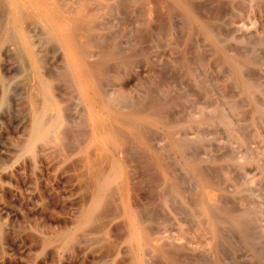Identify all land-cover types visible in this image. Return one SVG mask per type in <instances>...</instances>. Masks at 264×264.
<instances>
[{
	"label": "rangeland",
	"instance_id": "1",
	"mask_svg": "<svg viewBox=\"0 0 264 264\" xmlns=\"http://www.w3.org/2000/svg\"><path fill=\"white\" fill-rule=\"evenodd\" d=\"M73 1L63 0V3L73 9L82 3L81 0L80 2L76 0L78 2L75 7ZM117 1L91 0L90 11L97 14L91 34L94 37L98 38L100 35L103 38H96L97 43L95 39L96 44L91 45L89 50L93 55H90L89 60L97 66H104V68L100 67L99 80L101 85L106 83L102 85V88L106 94L108 93L107 95H111L110 98L117 102L118 91L125 90L130 93V104H134L133 107L143 110L145 114L157 112L160 117L164 111L162 117L166 118L165 121L170 125L155 123L150 117L141 116L140 125L142 124L149 143L151 146L156 145L151 149L149 143L134 137L124 124L114 117H109L129 136L130 140L126 145L128 149L125 147L126 150H124L126 154L116 153L124 171L122 189L120 192H113V197L110 194L108 198L111 197V200L108 198L106 200L108 202L113 200L114 202L109 203V207L112 206L115 209L117 205L115 210L119 212L117 211L116 216H110L115 210L111 207L110 213L109 208L103 210L105 206L101 205L100 207H104L102 210L99 207L98 210L103 213L97 212L102 216L101 218L97 216L101 219V223L96 222L100 221L96 217L94 222L88 223L89 225L95 223L91 226L81 225L83 212L80 208L86 203L83 207L84 211L92 199L93 189L95 190L92 184L93 177L90 178L91 171L86 166L85 158L75 157L83 154L82 148L86 146L93 129L86 100L78 99L76 90L75 96L71 94V87L65 84L60 76H44L54 78L53 81L59 78L56 80L58 84H55L57 88L53 89L55 93L51 90L50 94L52 98L56 97L63 100V104L70 105V117L67 121L70 125L68 123L65 125L68 124V127L72 128L73 133H71L74 136L72 137L69 131L68 137L74 139L70 141V138H67V140L72 144L76 142L75 145L78 146L73 144L74 150L72 148L69 150L68 148L72 145L70 143V146H67L68 143L66 145L61 143L64 144L62 146L52 142L54 145L53 147L51 143L52 148H55V145L60 146L54 150L60 153H54L56 156L53 154L50 143H48L50 148L47 143L38 144L34 155L22 151L30 132L32 117L30 98L33 95L41 99L39 97H42V90L36 76H33L30 59L27 55H24L25 58L19 55L18 41L14 39L9 41L10 44L2 43L3 28L8 18V6L5 2L0 3V10L4 13L0 14L3 16L2 19L0 17V29L3 30V32L0 31V188L2 189L0 191V264H120V262L121 264H130V262H134L133 264H264V0H186L191 6L190 10L185 9L177 0ZM98 4H101L100 6L103 4L104 7H99ZM123 4L126 5L125 8ZM39 28L41 26H36L34 27L36 30H33L36 39L35 47L44 49L42 50V53L45 52L42 54L43 67L52 68L49 72L45 71L48 70L47 67L43 68V71L47 72L44 74L61 71L64 68L66 70L68 63L63 49L45 41L44 29ZM104 33L109 36L107 42L106 39L102 40L107 38ZM103 42L108 45L103 47ZM13 44L16 45L15 48L18 46L16 51ZM101 47L103 50H100ZM22 59L28 64L26 65ZM29 73L31 77L28 78ZM27 84L30 85H28L29 88ZM65 90H68V93L64 92ZM59 91L61 93H58ZM91 95L95 96L93 93ZM133 97L135 101L137 100L136 102L132 100ZM73 98L75 103L72 102ZM96 109L100 114L107 113V109L100 103ZM79 117H83V121ZM84 119H87V124ZM83 125L87 129L82 128ZM78 126L84 131L81 129V132ZM79 131L81 134L84 133L86 138ZM77 134L85 138L84 142H80L82 137L77 139ZM105 147L107 152L114 153L112 149H109L111 146ZM162 150L163 153H167L162 155L167 156L165 158L162 156L161 161H158L157 154H161ZM73 158L74 161L71 160ZM76 158L81 160L79 162L77 159L79 167L75 161ZM126 159L129 161L127 162ZM72 162L74 165L76 163L75 167ZM149 165L153 168L148 167ZM82 169L86 173L81 171L80 174L79 170ZM62 173L63 175H60ZM85 174L88 178H84ZM171 174L173 177H170ZM84 180H87V185ZM88 183L89 188H87ZM164 189L166 192L169 191L167 193L170 195L165 193ZM134 194L135 197H133ZM171 195L174 197L173 202L169 200ZM104 204L107 205V202ZM139 204L144 210L139 207ZM149 204L153 205L150 207ZM228 204L232 206L230 205L229 208ZM132 205L136 206L141 213L143 212V215L144 211L149 213V217L146 213L143 216L144 223L148 229H156V231L149 230L153 238L149 239L140 251L132 249L131 246L135 244L130 245L132 242L128 240L127 211ZM150 212L153 216L155 215V218H151L153 216ZM106 213L109 214V218L104 217L108 215ZM203 216L206 218L204 219ZM203 222L205 226L208 225L206 228L202 227ZM96 223L100 224H97L98 228L102 226L100 231L96 228L97 232ZM68 232L74 233L75 237L66 241L64 236H67ZM85 232L91 233L89 234L91 238L89 236L86 239ZM97 235L102 236V238L99 237L100 241ZM106 241L107 243L112 241V243L106 244ZM110 245H114V249L111 250ZM122 251L124 254L129 253L125 255L126 258L130 256L128 260L122 255ZM106 257L109 260L106 259V261L104 259Z\"/></svg>",
	"mask_w": 264,
	"mask_h": 264
},
{
	"label": "bare ground",
	"instance_id": "2",
	"mask_svg": "<svg viewBox=\"0 0 264 264\" xmlns=\"http://www.w3.org/2000/svg\"><path fill=\"white\" fill-rule=\"evenodd\" d=\"M73 1V0H72ZM82 1V3L77 7V8H75V9H73V8H71L70 6H68V5H65L64 3H63V0H0V3H2V2H5L6 4H7V6H8V18H7V20H6V22H5V24H4V28H3V30H4V32H3V30L1 31V29H0V31L1 32H3V35H2V43H5V42H8L9 44L11 43V42H9V41H11V40H14V39H16L17 41H18V43L19 44H17V43H15V44H17L18 46H20L19 47V55H20V57H24V55H27L28 56V58L30 59V61H31V65H32V68H33V76H36V79H37V81H38V85H39V87L41 88V90H42V97H39V98H41V99H37L35 96H31V98H30V104H31V107H32V117H31V123H30V132H29V138H28V141L24 144V147H23V150L22 151H24L25 153H30V154H32V155H34L35 154V152L37 151V147H38V144H40L41 145V143H44V144H46L47 143V145H48V148H52V145H53V143H57V144H60V145H62L61 143H65V145L68 143V145L67 146H70V144H72V143H70V141H73V140H71V139H74V138H71V137H68V136H74V134L72 135V131H71V127L69 128L68 127V124H69V122H67L68 121V117H70L69 115V110H70V105H67V104H63L62 103V101L63 100H61V99H57L56 97H51V94H50V91L51 90H53L55 87H56V85L58 84V81H56V80H58L59 78H57L55 81L57 82H55V81H53V79L54 78H49V77H44V76H60V78H62V81H64L65 82V84H67L68 86H70L71 87V94H76V92H78L77 93V95H78V99H82V98H85V100H86V106H87V109H88V114H89V116H90V120L93 122V129H92V131H91V133L89 134V137H88V141H87V143H86V146L85 147H83L82 148V146H81V148H82V153L83 154H81V155H78V156H75V157H79V158H81V157H83V158H85V163H86V166H87V168L91 171V173H89L90 175H91V177H90V175H89V177L92 179V177H93V183L92 184H94V187H95V190L93 189V191H94V194H93V196H92V199H91V201H90V203H89V205H88V207L83 211V207L85 206V201H84V206L82 207V208H80L81 210H82V212H83V214H82V221H81V225H86V224H90L91 222H94L95 221V219H96V217L97 216H100L97 212H101V213H103L102 211H99L98 209H99V207L101 206V205H104V206H102V207H100L101 209L100 210H102V208H103V210H107L108 208H109V211L110 210H112V209H114V207H112V209H111V207H109L110 206V202H114L113 200L112 201H110V202H108V201H106V200H111L112 198L111 197H113V192H116L117 193V191L118 192H120L121 191V189H122V184H123V176H124V171H123V166H122V163H121V160L116 156V153L117 152H120V153H125L126 151H124V150H126V149H128L127 148V146L126 145H128L129 144V142H130V140H129V136H127L126 134H125V132L120 128V127H118V126H116L114 123H113V121H111L110 120V118L109 117H114L118 122H120V123H122V124H124L129 130H130V132H131V134L134 136V137H136V138H138V139H141V140H143V141H145L146 143H149V138H148V136H147V134L145 133V131H144V129H143V127L140 125V118H141V116H147V117H150L151 118V121H153V122H155V123H160V124H164V125H170L169 123H167V121H165V119L166 118H163L162 116H164L163 114H164V111H163V114H162V112H161V117L163 118H161L160 117V115L157 113V112H151V113H149V114H145V112H143V110H139V109H136V107H133V105L134 104H130L131 102H130V97H129V94L130 93H128V92H126L125 90H121V91H118L119 93H118V95L116 96V101L117 102H115V99H113V98H110L109 96H111V95H107L106 94V92L104 91V89L102 88V85L104 84L103 82V84L101 85V83H100V80H99V72L101 71L100 70V67L101 66H97V65H95V64H93V63H91L90 62V60H89V58H90V47H91V45L93 44V45H95L96 43H97V39L100 37V35L98 36L97 34H95L96 36H98V38L97 37H94V35L93 34H91L92 32H93V30H94V19H96V17H97V14L96 13H94V12H91L90 11V4L92 3L91 2V0H81ZM117 1V0H116ZM132 1V0H131ZM177 1H179L181 4H182V6L185 8V9H187V10H190L191 9V6L188 4V2L186 1V0H177ZM258 1V0H257ZM66 2V1H65ZM74 2V6L76 7V3L78 2H76V0H74L73 1ZM79 2H80V0H79ZM117 2H119V1H117ZM4 3V4H5ZM194 3V2H193ZM254 3V2H253ZM70 4V3H69ZM112 4H113V2H112ZM120 4L122 5V3L120 2ZM128 4H129V2H128ZM160 4V3H159ZM195 4V3H194ZM96 5V4H95ZM94 5V6H95ZM99 5V4H98ZM101 5V4H100ZM99 5V7H104L103 6V4H102V6H100ZM116 5V4H115ZM119 5V4H118ZM130 5V4H129ZM71 6H73L72 4H71ZM93 6V5H92ZM91 6V7H92ZM109 6H111V5H109ZM114 6V5H113ZM113 6H112V8H113ZM120 6V5H119ZM118 6V7H119ZM124 6H126V5H124L123 4V8H125ZM157 6H158V4L156 5V8H157ZM96 7V6H95ZM95 7H94V9H95ZM108 7V6H107ZM106 7V8H107ZM121 7V6H120ZM155 7V6H154ZM7 8V7H6ZM93 8V7H92ZM88 9H89V11H88ZM94 9H91V10H94ZM120 9V8H119ZM119 9H118V11H119ZM95 10H98V8L97 9H95ZM137 10V9H136ZM155 10H158V9H155ZM159 10H161V9H159ZM206 10V9H205ZM215 11V10H214ZM217 11V10H216ZM0 14H4V13H2L1 12V10H0ZM142 14V13H141ZM162 14V13H161ZM174 14V13H173ZM124 15V14H123ZM140 15V14H139ZM99 16H101V15H99ZM122 16V15H121ZM154 16V15H153ZM1 17V19H2V15L0 16ZM166 17V16H165ZM0 19V20H1ZM122 20V19H121ZM146 20V19H145ZM144 20V21H145ZM201 20V19H200ZM4 21V20H3ZM2 21V22H3ZM98 21H100V20H98ZM98 21H96V22H98ZM129 21V20H128ZM127 21V22H128ZM2 22H1V25H2ZM130 22V21H129ZM99 23V22H98ZM106 23V22H105ZM109 24V23H108ZM36 26H38V27H40L41 26V28H39V29H44V34H43V32H42V34H43V37H44V40H45V38H46V40L45 41H47L48 43H51L53 46L54 45H56V47L58 48V46L60 47V48H62L63 49V51H64V53H65V55H66V57H67V63H68V66H67V69L65 70V68L64 69H62L61 71H55V72H53V73H49V74H47V75H45L47 72H49L50 71V69H52V68H50V69H48V67L47 66H45V67H43V64H44V57H43V55L42 54H44L45 52H43L42 53V50H44V49H37L36 47H35V44H36V39L34 38V34H33V30H34V27H36ZM97 26H99V25H97ZM107 26V25H106ZM112 26V25H111ZM143 29H145V28H143ZM208 29V28H207ZM36 30V29H35ZM34 30V31H35ZM119 30V29H118ZM109 31V30H108ZM113 31V30H112ZM117 31V30H116ZM115 31V34L117 33ZM37 32V31H36ZM39 32V31H38ZM41 32V31H40ZM111 32V31H110ZM35 33V32H34ZM99 33V32H98ZM101 33V32H100ZM113 33V32H112ZM134 33H136V32H134ZM143 33H145V32H143ZM174 33V32H173ZM41 34V33H40ZM105 34V33H104ZM114 34V33H113ZM36 35V34H35ZM38 35V34H37ZM139 35V34H138ZM1 36V35H0ZM105 36H107V34H105ZM111 36V35H110ZM109 36H107V38H104V39H102L103 41H105V39H106V42H107V39H109L108 38ZM145 37V36H144ZM97 38V39H96ZM100 38H103L102 36L100 37ZM99 38V39H100ZM112 38V37H111ZM141 38V37H140ZM95 39H96V41H95ZM43 40V38L41 39V41ZM43 40V41H44ZM140 40V39H139ZM42 41V42H43ZM94 41L96 42V43H94ZM111 42H112V40H110ZM16 42V41H15ZM100 43H102L101 42V40H100ZM99 43V44H100ZM104 44V46L103 47H106L108 44H106L105 42H103ZM109 43V42H108ZM38 44H39V42H38ZM41 44V43H40ZM50 44V46L53 48V46ZM106 44V45H105ZM118 44V43H117ZM5 45V44H4ZM45 45V44H44ZM101 45V44H100ZM100 45H99V47H100ZM119 45V44H118ZM117 45V46H118ZM9 45H7V47H8ZM15 46L16 45H14L13 44V47L15 48ZM17 46V47H18ZM39 46V45H38ZM42 46H43V43H42ZM46 46V45H45ZM116 46V47H117ZM10 47V46H9ZM8 47V48H9ZM17 47L15 48V51L17 50ZM41 47V46H40ZM44 47V46H43ZM103 47H101V49L100 50H103L102 48ZM115 47V48H116ZM119 47V46H118ZM175 47V46H174ZM7 48V49H8ZM55 48V47H54ZM57 48H55V49H57ZM120 48V47H119ZM122 48H123V46H122ZM9 49H11V48H9ZM55 49L53 50V51H55ZM12 50V49H11ZM40 50H41V52H40ZM52 50V49H51ZM122 50V49H121ZM6 51V50H5ZM5 51H4V53H5ZM9 51V50H8ZM91 51H93V49L91 50ZM13 52V51H12ZM18 52V51H17ZM16 52V53H17ZM47 52H49V51H47ZM61 52V51H60ZM59 52V53H60ZM115 52H116V50H115ZM62 53V52H61ZM51 55V54H50ZM63 55V54H62ZM93 55V54H92ZM91 55V56H92ZM61 56V55H60ZM59 56V57H60ZM17 57V56H16ZM201 57H202V55H201ZM25 58V57H24ZM23 58V59H24ZM50 57H48V59H49ZM53 58V57H52ZM219 58V57H218ZM19 59H21V58H19ZM23 59H22V61H23ZM47 59V60H48ZM57 59V58H56ZM60 59V58H59ZM65 59V58H64ZM63 59V60H64ZM201 59V58H200ZM205 59V58H204ZM26 60V59H25ZM51 60V59H50ZM132 60V59H131ZM130 60V61H131ZM20 61V60H19ZM203 61V60H202ZM221 61V60H220ZM18 62V61H17ZM24 63H26L25 61H23ZM53 62V61H52ZM48 63V62H47ZM55 63V62H54ZM125 63H126V61H125ZM134 63V62H133ZM241 63V62H240ZM18 64V63H17ZM28 63H26V65H27ZM52 64V63H51ZM57 64V63H56ZM5 65V64H4ZM30 65V64H29ZM28 65V66H29ZM61 65V64H60ZM60 65H57V66H60ZM108 65H109V63H108ZM111 65V64H110ZM120 65H122L121 63H120ZM53 66V65H52ZM62 66H64L63 64H62ZM131 66V65H130ZM26 67V66H25ZM46 67H47V69L48 70H45V71H47V72H45V71H43V68H45L46 69ZM51 67V66H50ZM101 68H104V66L103 67H101ZM108 68V67H107ZM106 68V69H107ZM111 68H112V66H111ZM235 68V67H234ZM25 69H27V67L25 68ZM105 69V70H106ZM115 69V68H114ZM21 70V69H20ZM112 70V69H111ZM237 70V69H236ZM54 71V70H53ZM102 71L104 72V70L102 69ZM108 71V70H107ZM110 71V70H109ZM27 72V71H26ZM44 72H45V74H44ZM106 72V71H105ZM102 74V73H101ZM23 75V74H22ZM28 76V78L29 77H31L30 76V73H29V75H27ZM63 76H65V77H63ZM237 76H238V74H237ZM25 77V76H24ZM28 78H25V79H28ZM35 78V77H34ZM252 78V77H251ZM9 80V79H8ZM257 80V79H256ZM60 81V80H59ZM62 81H60V82H62ZM102 81V80H101ZM255 81V80H254ZM55 82V83H54ZM34 83H36V81L34 82ZM23 84H24V82H23ZM56 84V85H55ZM60 84H62V83H60ZM59 84V85H60ZM64 84V83H63ZM106 84V83H105ZM104 84V85H105ZM233 84V83H232ZM25 85V84H24ZM28 85L29 84H27V88H29L28 87ZM37 85V84H36ZM30 86V85H29ZM6 87V86H5ZM4 87V88H5ZM3 88V89H4ZM31 88V87H30ZM37 88V87H36ZM35 88V89H36ZM57 88V87H56ZM67 88V87H66ZM12 89V88H11ZM58 89H60V88H58ZM64 89H65V87H64ZM32 90H34V89H32ZM39 90V89H38ZM75 90H76V92H75ZM110 90V89H109ZM108 90V91H109ZM250 90V89H249ZM62 91V90H61ZM68 91V90H67ZM66 90L64 91V92H67ZM53 92H54V90H53ZM63 92V93H64ZM55 93V92H54ZM57 93V92H56ZM58 93H61L60 91L58 92ZM68 93V92H67ZM67 93H65V94H67ZM91 93H93V94H95V98L94 97H92V95H91ZM33 94V93H32ZM36 94H38V92H36ZM111 94V93H110ZM232 94V93H231ZM235 94V93H234ZM5 95V94H4ZM39 95V94H38ZM114 95V94H113ZM3 96V95H2ZM75 96V95H74ZM60 97V96H59ZM67 97V96H66ZM114 97V96H113ZM5 98V97H4ZM68 98V97H67ZM67 98H65V100L67 99ZM135 97H133V99L132 100H134V102H136L135 101V99H134ZM25 99V98H24ZM63 99H64V97H63ZM0 100H1V98H0ZM3 100V99H2ZM74 100V98L72 99V102H74L75 103V101H73ZM75 100H77V99H75ZM258 100V99H257ZM5 101V100H4ZM26 101V100H25ZM71 101V100H70ZM198 101V100H197ZM14 102V101H13ZM22 102V101H21ZM205 102H206V100H205ZM261 102V101H260ZM4 103V102H3ZM77 103V102H76ZM98 103H100V104H102L106 109H107V113L104 115V114H100V113H98V110L96 109V106L98 105ZM243 103V102H242ZM245 103H248V102H245ZM1 104V103H0ZM70 104V103H69ZM238 104V103H237ZM25 105V104H24ZM80 106V105H79ZM239 106V105H238ZM84 107V106H83ZM245 107V106H244ZM85 108V107H84ZM140 109H142V108H140ZM249 109V108H248ZM247 109V110H248ZM84 111H86V110H84ZM31 114V113H30ZM77 115V114H76ZM86 115V114H85ZM84 115V116H85ZM170 115V114H169ZM87 116V115H86ZM86 116L84 117V118H86ZM247 116V115H246ZM170 117H171V115H170ZM81 118V120H82V118L83 117H79V119ZM248 118V117H247ZM246 118V119H247ZM79 119H78V122H79ZM83 121V120H82ZM84 121L86 122V124H87V119L85 120L84 119ZM81 122V121H80ZM258 122V121H257ZM66 123H68L67 124V126L65 125ZM28 124V123H27ZM146 124V123H145ZM70 125V124H69ZM89 125V124H88ZM87 125V126H88ZM258 125V124H257ZM232 126V125H231ZM260 126V125H259ZM27 127V126H26ZM85 127V128H84ZM90 127V126H89ZM146 127V126H145ZM236 127V126H235ZM234 127V128H235ZM78 128H79V126H78ZM78 128H75L76 130L78 129ZM82 128H84V129H87V127L85 126V125H83L82 126ZM81 128V129H82ZM124 128V127H123ZM148 128V127H147ZM81 129L79 128V130L81 131ZM181 129V128H180ZM26 131H27V128L25 129ZM83 130V129H82ZM149 130H150V128H149ZM178 130V129H177ZM69 131H70V133H69ZM74 131V130H73ZM79 131V132H80ZM84 131V130H83ZM170 131V130H169ZM172 131V130H171ZM76 132V131H75ZM74 132V133H75ZM78 132V133H79ZM82 132V131H81ZM81 132H80V134H81ZM147 132V131H146ZM175 132H176V130H175ZM70 135H69V134ZM77 133V132H76ZM75 133V134H76ZM156 133V132H155ZM24 134V133H23ZM27 134V133H26ZM78 135V134H77ZM82 136L84 135V133H82L81 134ZM24 136V135H23ZM81 136V137H82ZM177 136V135H176ZM78 137V138H77ZM76 138L77 139H80L81 137H80V135H78ZM80 137V138H79ZM84 137L86 138V135H84ZM21 138V140H22V137H20ZM19 138V139H20ZM24 138V137H23ZM67 138H70V141H68L67 140ZM84 138V139H85ZM18 139V140H19ZM26 139V138H25ZM84 139H83V137L80 139V142L82 141V142H84ZM132 140V139H131ZM20 141V140H19ZM19 141H17L16 140V142H19ZM25 141V140H24ZM21 142V141H20ZM53 142V143H52ZM74 142H75V140H74ZM80 142H78L77 141V143H80ZM81 142V143H82ZM166 143H167V141H165ZM48 143H50V147H49V144ZM51 143H52V145H51ZM70 143V144H69ZM76 143V142H75ZM75 143H73L74 145H75ZM13 144H14V142H13ZM17 144V143H16ZM73 144L70 146V148H68L69 150L72 148L73 150H74V147L75 146H78V145H75V146H73ZM150 144V143H149ZM153 144H154V142H153ZM18 145V144H17ZM39 145V146H40ZM64 145V144H63ZM62 145V146H63ZM106 145H109V146H111V148H109V149H112L113 151H114V153L113 152H107L106 151ZM15 146V145H14ZM43 146V145H42ZM56 147V149H57V147H59L60 148V146L58 145H55ZM134 146V145H133ZM149 146H151V144L149 145ZM154 147L156 146V145H153ZM153 146H151V149L152 148H154ZM18 147V146H17ZM53 147H54V145H53ZM125 147H126V149H125ZM137 147V149H138V146H136ZM135 147V148H136ZM180 147V146H179ZM41 148V147H40ZM55 148H52L53 149V154L54 153H59L58 152V150H56V152L54 151L55 150ZM77 148V147H76ZM140 148V147H139ZM178 148V147H177ZM180 148H182V147H180ZM15 149V148H14ZM22 149V148H21ZM45 149V148H44ZM52 149H51V151H52ZM129 149H130V147H129ZM182 149H184V148H182ZM20 150V149H19ZM62 150V149H61ZM67 150V149H66ZM66 150H64V151H66ZM68 150V151H69ZM165 150V149H164ZM167 150V149H166ZM51 151H48L49 153H52ZM63 151V150H62ZM61 151V152H62ZM72 151V150H71ZM71 151H69V152H71ZM77 151H79V150H77ZM140 151V150H139ZM173 151V150H172ZM20 152V151H19ZM45 152V151H44ZM47 152V151H46ZM130 152H131V150H130ZM177 152V151H176ZM66 153L68 154V152L66 151ZM141 154H142V151L140 152ZM162 153H163V150H162V152H161V154L159 153V155L157 154V153H155V155L157 154V156H158V161H161V157L163 156L162 155ZM172 153V152H171ZM27 154V155H28ZM38 153H36V155H37ZM60 154V153H59ZM62 154H63V152H62ZM126 154V153H125ZM139 154V153H138ZM163 154H167V153H163ZM20 155V154H19ZM26 155V154H25ZM55 155V154H54ZM63 155H65V153L63 154ZM63 155H61V157L63 156ZM69 155V154H68ZM67 155V156H68ZM121 155V154H120ZM119 155V156H120ZM131 155V154H130ZM133 155V154H132ZM145 155V154H144ZM161 155V156H160ZM17 156V155H16ZM38 156H39V154H38ZM56 156V155H55ZM81 156V157H80ZM167 156V155H166ZM165 156V157H166ZM15 157V156H14ZM28 157H30V155L28 156ZM34 157V156H33ZM35 157H37V156H35ZM41 157V156H40ZM39 157V158H40ZM43 157V156H42ZM141 157V156H140ZM164 157V156H163ZM164 157V158H165ZM16 158V157H15ZM45 158H46V156H45ZM56 158H58V157H56ZM125 158V157H124ZM130 158V157H129ZM133 158V157H132ZM193 158H195V157H193ZM26 159H28V158H26ZM36 159H38V157L36 158ZM46 159H48V157L46 158ZM77 159L78 158H76L75 159V161H76V163H77ZM24 160V159H23ZM49 160V159H48ZM58 160H59V158H58ZM61 160V159H60ZM72 161H74V158L73 159H71ZM79 160V159H78ZM83 160V159H82ZM127 160V162L129 161L128 159H126ZM145 160H146V158H145ZM40 161H41V159H40ZM44 161V160H43ZM50 161V160H49ZM54 162H55V160H53ZM81 160H79V162H80ZM22 162V161H21ZM30 162H32V160H30ZM42 162V161H41ZM78 162V163H79ZM131 162V161H130ZM145 162V161H144ZM151 162H152V160H151ZM166 162H167V160H166ZM173 162V161H172ZM28 163H29V161H28ZM50 163H52V162H50ZM70 163H71V161H70ZM76 163H75V165H74V163L72 162V164H73V166L75 167L76 166ZM77 163V166L79 167V164ZM146 163V162H145ZM36 164V163H35ZM57 164H58V162H57ZM65 164V163H64ZM64 164H63V166H64ZM149 164V163H148ZM147 164V165H148ZM168 164H171V163H168ZM31 165V164H30ZM40 165V164H39ZM55 165V167H56V164H54ZM61 165V164H60ZM82 165V164H81ZM135 165V164H134ZM154 165V164H153ZM176 165V164H175ZM37 166H38V163H37ZM62 166V165H61ZM60 166V167H61ZM62 166V167H63ZM66 167H67V165H65ZM72 166V165H71ZM128 166H130V164L128 165ZM152 166V165H151ZM151 166L149 165L148 167H150L151 168ZM29 167V166H28ZM36 167V166H35ZM34 167V168H35ZM49 167V166H48ZM58 167V166H57ZM78 167H76V168H78ZM82 167V166H81ZM147 167V168H148ZM152 168H153V166H152ZM151 168V169H152ZM167 168V170L169 169V167L167 166L166 167ZM178 168V167H177ZM7 169V168H6ZM43 169V168H42ZM52 169H55V168H52ZM65 169V168H64ZM79 169V168H78ZM78 169H76V170H78ZM85 170H86V168H84ZM84 169H82V170H79V173L81 172V171H84ZM140 169V168H139ZM1 170V169H0ZM35 170V169H34ZM67 170H71V168L70 169H68L67 168ZM74 170V169H73ZM180 170V169H179ZM229 170V169H228ZM232 170V169H231ZM10 170H8V172H9ZM37 171H39V170H37ZM55 171V170H54ZM58 172H59V170H58ZM71 172V171H70ZM85 172V171H84ZM169 172H170V170H169ZM226 172V171H225ZM11 173H12V171H11ZM40 173V172H39ZM38 173V174H39ZM86 173V172H85ZM157 173V172H156ZM177 173V172H176ZM54 174V173H53ZM59 174V173H58ZM78 174V173H77ZM81 174V173H80ZM79 174V175H80ZM84 174V173H83ZM152 174V173H151ZM180 174V173H179ZM4 175V174H3ZM40 175V174H39ZM60 175H63V173L62 174H60ZM67 175V174H66ZM93 175V176H92ZM153 175V174H152ZM159 175V174H158ZM169 175H170V173H169ZM176 175V174H175ZM174 175V177L176 178V176ZM5 176V175H4ZM13 176V175H12ZM73 176V175H72ZM156 176H157V174H156ZM211 176V175H210ZM62 177V176H61ZM83 177V176H82ZM88 178V176H86V174H85V176H84V178ZM136 177V176H135ZM170 177H173L172 176V174H171V176ZM239 177V176H238ZM8 179H9V177H7ZM54 178H56V177H54ZM159 178V177H158ZM181 178H183L182 176H181ZM208 178V177H207ZM61 179V178H60ZM154 179H157V178H154ZM153 179V180H154ZM10 180H12V178H10ZM90 180V179H89ZM88 180V181H89ZM147 180V179H146ZM150 180V179H149ZM179 180V179H178ZM182 180V179H181ZM87 180H84V182H86ZM91 181V180H90ZM136 181H138V180H136ZM135 181V182H136ZM187 181V180H186ZM206 181V180H205ZM78 182V181H77ZM92 182V181H91ZM141 182V181H140ZM153 182V181H152ZM155 182V181H154ZM160 182H162V181H160ZM166 182V181H165ZM188 182V181H187ZM80 183V182H79ZM7 184V183H6ZM84 184V183H83ZM82 184V185H83ZM86 185H87V182L85 183ZM92 184H90V185H92ZM4 185V184H3ZM75 185H76V183H75ZM78 185V184H77ZM86 185H85V187H86ZM169 185V184H168ZM175 185V184H174ZM187 185V184H186ZM10 186V185H9ZM84 186V185H83ZM138 186V185H137ZM163 186H165V185H163ZM178 185H176V187H177ZM2 187V186H1ZM36 187V186H35ZM76 187H78V186H76ZM90 186H89V183H88V187L87 188H89ZM149 187V186H148ZM152 187V186H151ZM162 187V186H161ZM7 188V187H6ZM47 188V187H46ZM51 188H52V186H51ZM74 188V187H73ZM83 188V187H82ZM140 188V187H139ZM141 188H143V187H141ZM163 188H166V187H163ZM177 188H179V186L177 187ZM225 188H226V186H225ZM75 189V188H74ZM116 189V190H115ZM148 189V188H147ZM158 189V188H157ZM167 189H169V187H167ZM2 189L0 188V191H1ZM39 190V189H38ZM82 190H84V189H82ZM87 190H89V189H87ZM115 190V191H114ZM160 191H161V189H159ZM165 191V193H167V192H169V191H167L166 192V189H164ZM179 190V189H178ZM192 190V189H191ZM90 191H91V189H90ZM151 191V190H150ZM149 191V192H150ZM154 191H155V188H154ZM153 191V192H154ZM162 191H163V189H162ZM181 191V190H180ZM192 191H195V189L194 190H192ZM82 192V191H81ZM80 192V193H81ZM92 192V191H91ZM157 192H159L158 190H157ZM163 192V193H164ZM188 192V191H187ZM191 192V191H190ZM85 193H86V191H85ZM88 193V192H87ZM142 193V192H141ZM147 193H148V190H147ZM155 193L156 192H154V195H155ZM189 193V192H188ZM73 194V193H72ZM89 194V193H88ZM110 194H112V196L110 197V198H108L109 196H110ZM149 194H152V193H149ZM167 194H169L170 195V193H167ZM195 194H197L196 192H195ZM82 195V194H81ZM85 195V194H84ZM87 195V194H86ZM118 195V194H117ZM142 195V194H141ZM157 195V194H156ZM155 195V196H156ZM162 195V194H161ZM173 195V194H172ZM172 195H171V197L169 198V200L171 201L172 200V198L174 199V197H172ZM188 195V194H187ZM114 196H115V194H114ZM151 196V195H150ZM175 196V195H174ZM219 196H220V194H219ZM117 197H119V195L117 196ZM133 197H135V194H134V196ZM143 197V196H142ZM157 197V196H156ZM176 197V196H175ZM194 197H195V195H194ZM79 198V197H78ZM108 198V199H107ZM120 198V197H119ZM150 198V197H149ZM152 198H154V197H152ZM158 198V197H157ZM156 198V199H157ZM220 198H222V196L220 197ZM225 198V197H224ZM239 198V197H238ZM77 199V198H76ZM82 199H84L83 197H82ZM82 199H80V201L82 200ZM86 199V198H85ZM87 199H89V197H87ZM114 199V198H113ZM134 199V198H133ZM137 199V198H136ZM176 199V198H175ZM190 199V198H189ZM191 199H193V197L191 198ZM219 199V198H218ZM115 200V199H114ZM150 200H151V198H150ZM168 200V199H167ZM194 200H195V198H194ZM223 200V199H222ZM244 200V199H243ZM74 201H75V199H74ZM87 201V200H86ZM107 202V205L106 204H104V203H106ZM134 201V200H133ZM153 201V200H152ZM176 201H177V199H176ZM197 201V200H196ZM76 202H78V201H76ZM82 202V201H81ZM80 202V203H81ZM136 202H138V201H136ZM169 202V201H168ZM172 202H173V200H172ZM215 202V201H214ZM218 202V201H217ZM240 202V201H239ZM146 203V202H145ZM149 203V202H148ZM151 203V202H150ZM159 203V202H158ZM189 204L191 203V201L190 202H188ZM79 204V203H78ZM109 204V205H108ZM111 204H113V203H111ZM118 204H120V203H118ZM147 204V203H146ZM155 204H157V203H155ZM160 204V203H159ZM178 204V203H177ZM241 204V203H240ZM242 204H244V203H242ZM248 204V203H247ZM115 205H116V203H115ZM143 205V204H142ZM150 205V204H149ZM153 205V204H152ZM152 205H150V207L152 206ZM158 205V204H157ZM179 205V204H178ZM227 205V204H226ZM229 205V204H228ZM231 205V204H230ZM230 205L228 206L229 208H230ZM58 206V205H57ZM106 206H107V208H106ZM114 206V205H113ZM120 206V205H119ZM145 206H148V205H145ZM161 206V205H160ZM160 206H158V208L160 207ZM172 206V205H171ZM194 206V205H193ZM193 206H191V207H193ZM222 206V205H221ZM224 206V205H223ZM222 206V207H223ZM232 206V205H231ZM117 205H116V208L115 209H117ZM139 207L140 208H143V206H140V204H139ZM218 207V206H217ZM241 207V206H240ZM155 208H157V207H155ZM154 208V209H155ZM198 208V207H197ZM229 208H227L226 207V209H229ZM236 208V207H235ZM234 208V209H235ZM238 208V207H237ZM73 209V208H72ZM71 209V210H72ZM76 209V208H75ZM79 209V208H78ZM79 209V210H80ZM114 209V210H115ZM173 209H174V207H173ZM185 209V208H184ZM194 209H196V208H194ZM78 210V211H79ZM119 210H121V209H119ZM143 210H144V208H143ZM142 210V211H143ZM153 210V209H152ZM151 210V211H152ZM181 210V209H180ZM187 210V209H186ZM224 210H225V207H224ZM233 210V209H232ZM77 211V212H78ZM116 211V212H115ZM113 213H111L112 211H110V213H111V215L110 216H116L117 214L116 213H118L119 211L118 210H115ZM118 211V212H117ZM146 211H148V210H146ZM150 211V210H149ZM148 211V212H149ZM105 212V211H104ZM107 212V211H106ZM182 212H183V210H182ZM186 212V211H185ZM191 212H192V210H191ZM201 212V210L199 211V213ZM37 213V212H36ZM79 213V212H78ZM77 213V214H78ZM97 213V214H96ZM109 213V212H108ZM108 213H106V214H108ZM120 213H121V211H120ZM143 213V212H142ZM141 213V211L136 207V206H134V205H132V206H129L128 207V211H127V215H128V225H129V235H128V240L129 241H131L132 243L130 244V245H132V244H135L133 247L131 246V248L133 249H135V250H137V251H140V250H142L143 249V247L144 246H146L145 244H146V242L149 240V239H151V238H153V235H152V233L149 231V230H151V229H148V227H147V225H145V223H144V218H143V216H145V211H144V215ZM151 213V212H150ZM154 213H155V211H154ZM158 213V212H157ZM194 213V212H193ZM105 214V213H104ZM149 214V213H148ZM147 213H146V215H148ZM152 214V213H151ZM150 214V215H151ZM196 214V213H195ZM103 215V214H102ZM160 215H162V213L160 214ZM187 215H189L188 213H187ZM199 215V214H198ZM197 215V216H198ZM75 216L77 217V215L75 214ZM81 216V215H80ZM151 216H153V214L151 215ZM155 216V215H154ZM151 217V218H155V217ZM159 216V215H158ZM190 216V215H189ZM188 216V217H189ZM102 216H100V218H101ZM104 217H108L109 218V214L106 216V215H104ZM104 217H103V219H104ZM148 217H149V215H148ZM165 217H167V216H165ZM182 217V216H181ZM199 217V216H198ZM204 217V219L206 218L205 216H203ZM77 218H79V217H77ZM95 218V219H94ZM98 218V217H97ZM108 218H105L106 220H108ZM150 218V219H151ZM158 218V217H157ZM190 218V217H189ZM191 218H193V217H191ZM195 218V217H194ZM197 218V217H196ZM202 218V217H201ZM99 219V218H98ZM103 219H102V221H103ZM167 219V218H166ZM203 219V218H202ZM201 219V220H202ZM203 219V220H204ZM76 220H78V219H76ZM75 220V221H76ZM94 220V221H93ZM100 221H96V222H99V223H101V219H99ZM154 220V219H153ZM185 220V219H184ZM187 220V219H186ZM195 220V219H194ZM199 220V219H198ZM207 220V219H206ZM123 221V220H122ZM163 221H165V220H163ZM169 221V220H168ZM183 221V220H182ZM191 221H193V220H191ZM190 221V222H191ZM205 221V220H204ZM104 222V221H103ZM242 222V221H241ZM99 223H96V226H97V224L98 225H100ZM105 223V222H104ZM116 223V222H115ZM122 223V222H121ZM189 223V222H188ZM194 223H196V222H194ZM204 223V222H203ZM205 223H207L206 221H205ZM205 223H204V226H205ZM243 223V222H242ZM2 224V223H1ZM73 224H74V221H73ZM88 224V226H91V225H93V224H95V223H92L91 225H89ZM106 224V223H105ZM169 224V223H168ZM219 224V223H218ZM9 225V224H8ZM26 225V224H25ZM173 225V224H172ZM39 226V225H38ZM118 226H120V225H118ZM150 226V225H149ZM204 226H202L203 228H206V226H208V225H206L205 227ZM251 226V225H250ZM122 227V226H121ZM188 227H189V225H188ZM187 227V228H188ZM201 227V228H202ZM220 226L218 225V228H219ZM7 228V227H6ZM13 228V227H12ZM88 228V227H87ZM96 228L99 230V229H101L102 228V226H101V228H98V226L97 227H95V230H96ZM116 228H119V227H116ZM184 228V227H183ZM189 228H191V227H189ZM202 228V229H203ZM242 228H244V227H242ZM9 229V228H8ZM66 229V228H65ZM84 229H85V227H84ZM113 229V228H112ZM112 229H111V231H112ZM114 229H115V227H114ZM113 229V230H114ZM177 229V228H176ZM184 229H186V228H184ZM201 229V230H202ZM208 229V228H207ZM87 230V229H86ZM110 230V229H109ZM122 230H123V232H124V229L122 228ZM121 230V231H122ZM153 231L155 230L156 231V229H152ZM151 230V231H152ZM159 230V229H158ZM166 230V229H165ZM205 230V229H204ZM204 230H202V231H204ZM84 231V230H83ZM100 231V230H99ZM110 231V232H111ZM120 231V232H121ZM187 231H188V229H187ZM57 232V231H56ZM60 232V231H59ZM71 232V231H70ZM70 232H68L69 234L67 235V236H64L65 237V240L67 241V240H69V239H71L73 236L75 237V235H74V233H70ZM72 232H74V231H72ZM91 232V231H90ZM96 232H97V230H96ZM103 229H102V234H103ZM123 232H122V234H123ZM181 232V231H180ZM86 233V239L87 238H89V234H91V233H87V232H85ZM106 233V232H105ZM104 233V234H105ZM109 233V232H108ZM113 233H114V231H113ZM75 234H78V233H75ZM84 234V233H83ZM117 234H119V233H117ZM116 234V235H117ZM250 234V233H249ZM34 235V234H33ZM42 235V234H41ZM182 235V234H181ZM210 235V234H209ZM43 236V235H42ZM77 236V235H76ZM101 236V235H100ZM99 236V237H100ZM105 236V235H104ZM97 237H98V235H97ZM99 237H98V241H100V239H99ZM106 237V236H105ZM104 237V238H105ZM110 237V236H109ZM108 237V238H109ZM122 237V236H121ZM166 237V236H165ZM211 237V236H210ZM80 238V237H79ZM84 238V237H83ZM90 238H91V236H90ZM101 238H102V236H101ZM107 238V239H108ZM118 238H119V236H118ZM157 238V237H156ZM163 238V237H162ZM40 239V238H39ZM47 239V238H46ZM56 239H57V237H56ZM76 239V238H75ZM94 239V238H93ZM110 239H112L111 237H110ZM109 239V240H110ZM121 239V238H120ZM89 240V239H88ZM92 240V239H91ZM106 240V239H105ZM154 240V239H153ZM160 240H161V238H160ZM50 241H51V239H50ZM50 241H49V243H50ZM80 241H81V239H80ZM79 241V242H80ZM83 241V240H82ZM113 241V240H112ZM112 241H108V243L109 244H111L112 243ZM40 242H42V241H40ZM48 242V241H47ZM92 242V241H91ZM94 242V241H93ZM92 242V243H93ZM104 242V241H103ZM102 242V243H103ZM193 242V241H192ZM95 243V242H94ZM96 243H97V241H96ZM107 243V241H106V244H108ZM129 243V242H128ZM128 243H126V244H128ZM161 243V242H160ZM52 244H53V242H52ZM91 244V243H90ZM99 243H97V245H98ZM55 245V244H54ZM60 245V244H59ZM71 245V244H70ZM70 245H68V246H70ZM96 245V246H97ZM129 245V244H128ZM35 246V245H34ZM47 246V245H46ZM99 246V245H98ZM113 246V247H112ZM110 245V247H111V250H112V248L114 249V245ZM126 246V245H125ZM203 246V245H202ZM50 247V246H49ZM55 247V246H54ZM87 247V246H86ZM149 247V246H148ZM66 248V247H65ZM65 248H64V250H65ZM68 248H70V247H68ZM96 248V247H95ZM98 248V247H97ZM108 248V247H107ZM43 249V248H42ZM67 249V248H66ZM101 249V248H100ZM116 249V248H115ZM110 250V251H111ZM123 250V249H122ZM128 250V249H127ZM126 250V251H127ZM134 250V251H135ZM66 251V250H65ZM104 251V250H103ZM125 251V250H124ZM151 251V250H150ZM43 252V251H42ZM114 252V251H113ZM123 252V251H122ZM147 252V251H146ZM104 253V252H103ZM128 253V252H127ZM127 253L126 254H124V252L122 253V255H124V257H125V255H127ZM149 253V252H148ZM169 253H170V251H169ZM171 253H172V251H171ZM106 254H107V252H106ZM111 254H113L112 252H111ZM121 254V253H120ZM135 254V253H134ZM134 254H132V255H134ZM152 254V253H151ZM159 254V253H158ZM77 255H78V253H77ZM128 255H129V253H128ZM136 255V254H135ZM160 255V254H159ZM158 256V255H157ZM156 256V257H157ZM101 257V256H100ZM119 257V256H118ZM128 257H130V256H127V258L125 257V259H127L128 260ZM132 257V256H131ZM135 257H137V256H135ZM148 256H146V258H147ZM152 257V256H151ZM119 258H121V260H123L122 259V257H119ZM134 258V257H133ZM132 258V259H133ZM145 258V257H144ZM159 258V257H158ZM105 260L106 259H108L107 257L106 258H104ZM115 259H117L116 257H115ZM124 259V260H125ZM160 259V258H159ZM109 260V259H108ZM130 261H131V259H129ZM139 260V259H138ZM107 261V260H106ZM133 261V260H132ZM135 261H137V259L135 260ZM116 262V261H115ZM126 262V261H125ZM103 263H104V261H103ZM109 263V262H108ZM114 263V262H113ZM116 263H119V262H116ZM128 263H129V261H128ZM133 264L134 262H130V264ZM137 263V262H136ZM120 264H121V262H120ZM123 264V263H122ZM154 264V263H153Z\"/></svg>",
	"mask_w": 264,
	"mask_h": 264
}]
</instances>
